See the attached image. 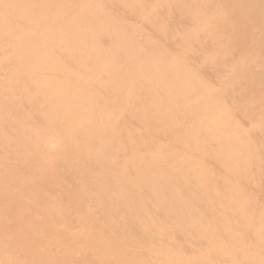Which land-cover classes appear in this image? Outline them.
Returning a JSON list of instances; mask_svg holds the SVG:
<instances>
[{"label": "bare ground", "instance_id": "1", "mask_svg": "<svg viewBox=\"0 0 264 264\" xmlns=\"http://www.w3.org/2000/svg\"><path fill=\"white\" fill-rule=\"evenodd\" d=\"M0 264H264V0H0Z\"/></svg>", "mask_w": 264, "mask_h": 264}, {"label": "clouds", "instance_id": "2", "mask_svg": "<svg viewBox=\"0 0 264 264\" xmlns=\"http://www.w3.org/2000/svg\"><path fill=\"white\" fill-rule=\"evenodd\" d=\"M53 149H55L56 147H58V144L57 142L53 141L51 142V145H50Z\"/></svg>", "mask_w": 264, "mask_h": 264}]
</instances>
